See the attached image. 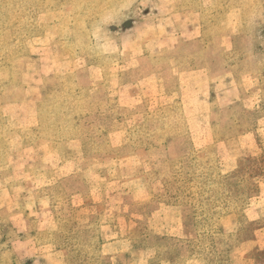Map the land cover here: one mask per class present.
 Returning a JSON list of instances; mask_svg holds the SVG:
<instances>
[{
    "label": "rangeland",
    "instance_id": "obj_1",
    "mask_svg": "<svg viewBox=\"0 0 264 264\" xmlns=\"http://www.w3.org/2000/svg\"><path fill=\"white\" fill-rule=\"evenodd\" d=\"M131 1L135 3L133 6L150 2L0 0V171L7 172L11 183L8 186L10 200L4 201L7 194L0 193V200L5 202L4 208H1L3 202L0 203V220L6 228V231H0V264H82V254L73 245L75 238L70 239L73 237L70 229L86 226L84 218L88 212L82 210V198L74 197L66 176L77 171L69 162L83 159V151H86L84 160L90 165L77 171V182L82 183L83 177L89 178L92 184L99 183L103 189H108L110 182L118 180L115 187L125 189L121 186V178L136 170V161L125 157L134 154L140 146L150 150L147 158L152 161L142 164H146L151 178L163 183L169 180L171 169L164 148L166 132L181 131L187 138L178 146L183 150L186 148L187 152L191 143L189 160L195 163L198 172L214 175L221 170L218 160L222 153L216 147V140L230 133L226 130L230 124L241 123L233 130L235 134L244 125L249 133L264 128L263 122H259L264 118V24L249 31L252 39L245 43L236 38L235 55H205L208 49L215 52L225 48L220 39L230 25L223 13L216 21L205 24L199 55L173 62L181 69L184 63L190 62L191 66L186 70H200L209 64L213 75L224 68L229 70L231 78L227 86L239 92L237 99L240 102L234 105L235 118H231L229 111L230 119H226L222 113L225 111L221 110L235 97L232 92L226 98L222 97L226 83L211 82L212 75L206 73L187 75L185 72L179 82L176 78L169 80L167 94L174 103L156 109L143 104L136 110L143 117L134 119L138 122L135 126H142L138 132L140 137L131 134L130 141L136 140L130 154L120 156L124 160L117 158L118 162L114 164L108 156L92 158L91 149L86 147L96 135L106 136L109 145L111 132L121 126L125 131L132 125L134 111L120 108L117 86L121 82L147 77L149 73L147 57L139 56L146 35H142L138 22L143 18L138 15L145 12L136 11ZM247 51L253 55L238 57ZM160 60L167 65L166 60ZM115 62L121 64L116 73L113 72L116 67L112 66ZM250 80L252 84L248 82ZM178 83L182 85L180 89L175 85ZM173 91H179L178 97L172 96ZM259 138L258 145L264 148V138ZM262 157L264 155L249 159ZM115 167L118 171L114 174ZM46 175L59 181L64 191L63 195L52 191V204L45 187L56 184H53L55 181L46 182ZM106 201L97 204L102 207L90 214L92 220L99 211L101 217L107 219L104 214L109 209ZM204 201L198 204L194 196L185 203L186 212L195 209V213L203 216L208 207ZM68 202L75 208L66 209ZM212 202L221 206L223 200ZM218 216L213 214L204 228L198 230L216 236L220 244H224L221 237L225 234ZM198 219L197 216L196 222ZM20 223L27 224L26 232L16 230L14 224ZM187 229L188 233L190 226ZM31 239L41 246L58 248L61 253L55 258H45L49 261L37 258L34 263L33 244L26 252L14 248L20 241ZM235 255V264H264V253L250 255L243 249ZM86 257L89 260L85 259V262L89 264L101 261L96 251L87 253Z\"/></svg>",
    "mask_w": 264,
    "mask_h": 264
},
{
    "label": "crops",
    "instance_id": "obj_2",
    "mask_svg": "<svg viewBox=\"0 0 264 264\" xmlns=\"http://www.w3.org/2000/svg\"><path fill=\"white\" fill-rule=\"evenodd\" d=\"M130 4L133 6L135 3L131 1ZM133 7L140 13L145 12L142 15H138L143 18L140 23L138 22V25L142 35L143 33L146 35L145 42L139 48V56L147 57L148 62L146 63L149 73L147 77H142L135 81L121 82L117 86L120 108L134 111L131 124L135 125L138 123L134 120L136 117L141 116L143 118L141 114L136 112L143 104L156 109L174 103V101L170 102L171 97L167 94L168 83L170 84L169 80L175 78L178 80L185 72H188L187 75L190 73L192 75L206 73L207 75H212L210 78L211 82L226 83L222 97L226 98V95L230 92L235 94V97L227 103V108L221 110L225 111L222 113L225 114L226 119H230L229 111L231 112V118L234 119V105L240 101L237 99L239 97L238 90L227 86L231 78L229 70L224 68L219 74L213 75L211 74V71H213L212 66L209 67V64L200 70H186L187 66H191L190 62L184 63V68L181 69L173 61L199 55L200 44L204 40L205 24L209 21H216L223 13L230 25V28L220 39L225 48H219L215 52L208 49L205 55H235L234 42L236 38L241 39L245 43V41L252 39L248 35L249 31L260 28L264 24V0H150L148 3L143 2ZM249 54L253 55L252 52L247 51L238 55V57ZM160 59L166 60L167 65H164ZM239 63L242 66L241 60ZM112 66L116 67L113 69L115 73L121 68L119 62L113 63ZM234 67L239 68L237 65ZM248 82L252 84L251 80ZM175 85L179 89L182 86L180 83ZM171 94L178 97L180 93L179 91H173ZM176 97L174 98L176 99ZM259 122H263L262 125H264V118H260ZM239 125L241 123L230 124V127L226 128L230 133H226L224 138L216 140V147L222 151L221 158L218 160L221 172L234 169L241 158H253L259 155L261 151L258 139L261 136L264 138V128L255 129L249 133V130L244 125L243 129L236 135L233 130ZM216 130L218 129L216 128ZM125 131L121 126L109 134L111 150L117 151L125 145L124 139L127 135ZM83 152L85 157L86 151ZM148 152L150 150L140 146L134 154L125 157H132L136 161V168L134 167L136 170L133 171V174L124 176L120 180L122 181L121 186H125V189L123 187H115L114 183H117L118 180L113 183L110 182L108 189H103L99 183L92 184L89 178L85 179L83 177L82 183L80 181L77 182L79 175L77 171L88 168L90 165L89 161L84 160V157H82L83 159L78 158V160L69 162V164L76 166L77 171L66 176L69 181L68 185L74 190V197L82 198L81 200L84 201L82 210L86 209L85 211L88 212V215L84 218L86 226L70 229V233L75 235L77 232H94L98 229V235L102 240L98 253L101 259L109 260L110 264H121L120 259L124 256L129 258V264H174L173 259L169 257L172 253L171 247L166 245L153 244L149 245L147 249L139 251L133 248L136 237L142 231L146 233L148 239L160 238L172 241L174 244H179V246L187 239L181 208L163 203L164 200L162 199L165 194L164 181L152 179L151 174L146 170V164H142L143 162L152 161V158H147ZM96 156H108L114 164L118 162V159L124 160V158H120V156L115 154H91L92 158ZM116 167L112 170L114 174L118 171ZM98 168L102 167L99 166ZM0 175H2L0 176V193L6 192L7 195H5L4 201H7L10 200L11 196V191L9 192L8 190V186L11 184L10 179H8L6 171H0ZM46 176H48L46 182L55 181L53 184H56L49 187L50 183L45 187L47 198L52 204V197L50 196L52 191L61 192V195H63L64 191L58 183L59 181L54 177H49V175ZM103 200H107L106 203L109 207L104 213L107 219L102 218L99 211L96 219L92 220L90 214H93L95 209L98 211V207H102L97 206V204ZM4 201L0 200V203L3 202L1 208L5 207ZM67 206L68 208L66 209L75 208V205L71 204V202H68ZM244 213L248 223L255 227L252 237L256 249L259 252H264V184L261 185L260 193L251 199ZM219 222L225 235H233L238 230V222L235 216L221 217ZM20 224H14L16 230L19 233L26 232L27 224ZM55 224L56 221H54ZM55 228L57 229V227ZM27 242L20 241L14 248H20L26 252L29 246L33 244L34 263L37 258L48 260L45 258L48 256L55 258L61 253L60 249L50 247V245L41 246L35 239ZM180 258L184 259L181 264H205L204 260L197 257L181 256Z\"/></svg>",
    "mask_w": 264,
    "mask_h": 264
},
{
    "label": "trees",
    "instance_id": "obj_3",
    "mask_svg": "<svg viewBox=\"0 0 264 264\" xmlns=\"http://www.w3.org/2000/svg\"><path fill=\"white\" fill-rule=\"evenodd\" d=\"M125 110V109H122ZM146 121L149 120L146 117ZM142 126L131 125L130 129L126 132L124 141L125 145L117 151L110 149V145L103 134L96 135L86 148L91 149L92 153H106L123 156L130 154V148L134 141H130L131 134L136 137H140L138 134L139 129ZM181 133V131L172 130L165 133L164 148L167 151V157L170 164L171 176L169 180L164 183L165 194L162 200L164 204L174 205L181 208L183 225L186 233L185 242L179 246L172 241L157 239H148L146 233L143 231L138 234L136 241L134 242V249L136 251L145 250L149 245H159L171 247L172 253L170 258L173 259L174 264H181L183 257H197L204 260L205 264H235V253L241 250H246V253L250 255L258 254L259 251L253 244V237L250 232L252 225L248 223L245 216V209L250 203L251 199L257 196L261 191V185L264 184V157L258 160H251L247 158H241L238 161L237 166L234 169L216 174H207L204 172H198L195 163L189 160L190 148L183 150L178 144L184 142L187 138ZM107 138V137H106ZM110 141V139H109ZM110 144V143H109ZM259 155H264V148L260 145ZM183 151V152H182ZM188 160H187V158ZM254 182V183H253ZM210 186V187H209ZM203 194V196L201 195ZM197 197V203H201L202 200L206 203L207 209L203 216L195 213V209L191 212H186V204L190 202L193 197ZM223 200L221 206H215L212 200ZM212 206V207H210ZM192 208L191 205H188ZM214 209V211H213ZM221 211V212H220ZM219 215L218 217H225L232 215L236 217L238 222V230L233 235H223V243L218 241L216 236L205 234L203 231L198 230L204 228L207 221L212 216ZM193 220H189L188 217ZM199 217L196 222V217ZM187 226H190L187 233ZM187 229V230H186ZM198 230V231H197ZM0 231H6L5 225L0 220ZM98 229L94 232H77L71 240L75 238V246L78 247L80 254H82V264L86 263L87 253L98 252L99 246L102 242L98 235ZM189 235V236H188ZM244 238L246 241H244ZM220 245V247H219ZM237 246V247H236ZM233 248V250H231ZM135 252V251H134ZM264 253V252H260ZM228 257V260L225 259ZM231 258V259H230ZM86 259V260H85ZM91 259V258H90ZM128 257L124 256L120 259L121 264H129ZM95 261L93 260V263ZM91 264V262H90ZM98 264H110L109 260L101 259ZM156 264V263H152Z\"/></svg>",
    "mask_w": 264,
    "mask_h": 264
}]
</instances>
